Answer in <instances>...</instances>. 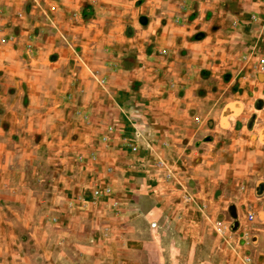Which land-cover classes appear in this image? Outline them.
<instances>
[{
  "label": "rangeland",
  "instance_id": "obj_1",
  "mask_svg": "<svg viewBox=\"0 0 264 264\" xmlns=\"http://www.w3.org/2000/svg\"><path fill=\"white\" fill-rule=\"evenodd\" d=\"M18 1L0 0V264H264V0ZM133 157L148 187L115 196ZM149 196L163 219L133 221Z\"/></svg>",
  "mask_w": 264,
  "mask_h": 264
},
{
  "label": "crops",
  "instance_id": "obj_2",
  "mask_svg": "<svg viewBox=\"0 0 264 264\" xmlns=\"http://www.w3.org/2000/svg\"><path fill=\"white\" fill-rule=\"evenodd\" d=\"M12 4L14 5H18L19 1L18 0H11ZM45 1V0H44ZM75 2L76 0H62L61 5L63 6V10H61L58 14L60 15V17L64 18V14L67 11V9L64 7H68V8H72L74 5L72 2ZM254 42V40L252 41ZM257 47L256 44L253 45V47L251 46L250 48L255 49ZM116 107L118 109H120L119 105L117 103H115ZM176 108H177V102L174 104V120L175 117H177L178 119V114L176 113ZM121 110V109H120ZM113 112H116V109L114 108ZM115 140V139H114ZM112 141L109 143L108 147L111 148L112 150V154L113 151L115 150H119L120 152L123 151V148L121 149V146H119V143H116L115 141ZM118 145V146H117ZM118 153V151L116 152V154ZM137 159L135 157L133 158H129L127 160H121V161H117L115 162V167H114V172L112 173V176H110L109 178V183L111 186H113V188L115 189L114 191L115 196H121L123 198H127V199H135V198H139V195H137V193H139V191H146V187L147 186V180L150 179V175L147 174V172L145 173H140L143 171H139L138 167L141 166L138 161H136ZM143 166V165H142ZM138 172V175L135 174V172ZM141 174V175H140ZM141 189V190H139ZM157 202L156 198L152 197H148V201L144 204H141L142 209L140 211H134L133 213H131V217L133 218V221H137L142 223L143 225H145L144 222H147L149 220H159L163 215V209H159L157 208L156 205H154V202ZM113 204V203H112ZM123 216V217H122ZM138 216H142L145 219H140V217ZM164 217V216H163ZM122 221L123 218L124 219H128L127 215H121ZM138 218V219H137ZM163 219V218H161ZM176 225L181 226L179 228V226L176 227ZM177 232H181L182 230L186 229L185 225L183 223H178L176 222L174 224V231ZM180 237V236H179ZM186 238V241H189L187 236L183 237ZM184 241V242H183ZM140 243V242H138ZM174 243H185V240L183 239H178L177 237H174Z\"/></svg>",
  "mask_w": 264,
  "mask_h": 264
},
{
  "label": "built area",
  "instance_id": "obj_3",
  "mask_svg": "<svg viewBox=\"0 0 264 264\" xmlns=\"http://www.w3.org/2000/svg\"><path fill=\"white\" fill-rule=\"evenodd\" d=\"M94 195H97V193L95 192V194Z\"/></svg>",
  "mask_w": 264,
  "mask_h": 264
}]
</instances>
